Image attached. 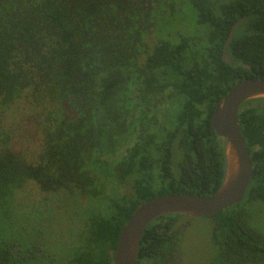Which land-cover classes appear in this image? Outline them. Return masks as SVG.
<instances>
[{
  "label": "trees",
  "instance_id": "16d2710c",
  "mask_svg": "<svg viewBox=\"0 0 264 264\" xmlns=\"http://www.w3.org/2000/svg\"><path fill=\"white\" fill-rule=\"evenodd\" d=\"M184 1L202 41L171 35L178 0H0V114L34 123L39 149L27 160L0 134V264H113L138 206L220 188L210 116L234 84L264 79V0ZM248 102L253 177L213 216L208 264H264L242 208L264 203V98ZM34 189L44 196L28 204ZM184 217L151 222L136 264H182Z\"/></svg>",
  "mask_w": 264,
  "mask_h": 264
},
{
  "label": "water",
  "instance_id": "95a60500",
  "mask_svg": "<svg viewBox=\"0 0 264 264\" xmlns=\"http://www.w3.org/2000/svg\"><path fill=\"white\" fill-rule=\"evenodd\" d=\"M257 98H264V79H244L228 90L211 113V126L216 135L224 139L227 158L226 174L217 192L208 198L171 194L138 206L119 233L113 264H136L144 230L161 216L206 218L243 201L251 183L252 161L240 133L238 113L245 102Z\"/></svg>",
  "mask_w": 264,
  "mask_h": 264
},
{
  "label": "rangeland",
  "instance_id": "374dc122",
  "mask_svg": "<svg viewBox=\"0 0 264 264\" xmlns=\"http://www.w3.org/2000/svg\"><path fill=\"white\" fill-rule=\"evenodd\" d=\"M178 1L175 6L174 25L170 29V32H173L171 35L179 33L182 36L194 38V41H202L208 31L207 27L189 22L190 5L184 0ZM249 103L251 102L247 101L243 105L246 106ZM37 129V126L34 123H28L22 114H0V134L3 136L6 131L13 132V139L9 144L11 150L27 160L37 157L39 152L36 143ZM27 192L26 198L31 200V202L26 201L28 204L36 202L44 196L36 189L27 190ZM243 205L242 208L248 216L250 228L264 237V203L252 201L245 204L244 207ZM182 223L187 224V231L181 245L182 264H208L217 255V249L211 243L212 223L207 219L192 217H184Z\"/></svg>",
  "mask_w": 264,
  "mask_h": 264
},
{
  "label": "flooded vegetation",
  "instance_id": "af4514ba",
  "mask_svg": "<svg viewBox=\"0 0 264 264\" xmlns=\"http://www.w3.org/2000/svg\"><path fill=\"white\" fill-rule=\"evenodd\" d=\"M231 37V36H230ZM225 60H227V59H225ZM245 104V103H244ZM251 103H249V104H247L245 107H248L249 105H250ZM243 106V105H242ZM241 108V107H240ZM239 114V113H238ZM238 124H239V129H241V124L239 123V120H238ZM241 133V132H240ZM242 135V134H241ZM243 137V136H242ZM224 140V139H223ZM247 147V146H246ZM224 149H225V174H226V170H227V158H226V147H225V141H224ZM247 151H248V148H247ZM248 153H249V156H250V158H251V161H252V156H251V154H250V152L248 151ZM253 167H254V165H253V162H252V177H253ZM225 174H224V177H225ZM252 177H251V180H252ZM185 216V215H184ZM207 218H210V220H208L209 222H212L213 221V216H211V217H207ZM183 230H184V233L182 234V239H181V241H183V239H184V236H185V233H186V231H187V225H183ZM211 243H212V241H211ZM216 247V246H215ZM216 249H217V247H216ZM218 252V251H217ZM217 256V255H216ZM215 256V257H216ZM179 260H181L182 261V258H183V256H181V248H180V255H179ZM214 257V258H215ZM214 258L212 259V260H214ZM211 262V261H210ZM209 262V263H210Z\"/></svg>",
  "mask_w": 264,
  "mask_h": 264
}]
</instances>
